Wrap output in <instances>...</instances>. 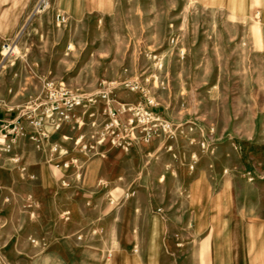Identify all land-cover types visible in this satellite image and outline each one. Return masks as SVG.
I'll use <instances>...</instances> for the list:
<instances>
[{
	"label": "rangeland",
	"instance_id": "374dc122",
	"mask_svg": "<svg viewBox=\"0 0 264 264\" xmlns=\"http://www.w3.org/2000/svg\"><path fill=\"white\" fill-rule=\"evenodd\" d=\"M261 1L49 0L33 14L36 3L44 21L0 49V114L21 125L10 152L0 144V264H115L156 213L169 235L197 236L185 169L209 170L212 193L264 142ZM49 82L96 101L58 131L35 127L22 112Z\"/></svg>",
	"mask_w": 264,
	"mask_h": 264
},
{
	"label": "crops",
	"instance_id": "0c3cea01",
	"mask_svg": "<svg viewBox=\"0 0 264 264\" xmlns=\"http://www.w3.org/2000/svg\"><path fill=\"white\" fill-rule=\"evenodd\" d=\"M37 2L0 0V49L5 44H14L26 28L44 21L31 18ZM58 2L54 0V9L59 8ZM71 16L73 21L77 20ZM18 118L13 113L0 114V128ZM250 145L248 149L261 151L249 152L246 173L236 174V178L230 174L224 188L214 189L212 193L205 189V178L211 177L209 170L199 167L197 173L192 174L185 169L183 179L191 181L196 176L198 185L196 237L191 238L187 232L186 235L182 232L181 237L169 235L171 224L156 213L148 224L155 232L124 240L125 247L134 248L127 252L126 247V251L118 253L115 264H264V142H251ZM188 162H191L190 154ZM222 170L218 171L220 175ZM169 192L165 190V196L170 195ZM207 212H213L214 218L206 227ZM180 223L182 229L188 230L194 221L182 219Z\"/></svg>",
	"mask_w": 264,
	"mask_h": 264
},
{
	"label": "built area",
	"instance_id": "2783aa9c",
	"mask_svg": "<svg viewBox=\"0 0 264 264\" xmlns=\"http://www.w3.org/2000/svg\"><path fill=\"white\" fill-rule=\"evenodd\" d=\"M49 6V0H39L34 8L33 14L43 12ZM32 14V15H33ZM64 20V17H62ZM6 49H10L11 45L5 44L3 46ZM133 89V88H132ZM103 97H107L106 94ZM96 100L93 95L83 94L65 86H56L52 82L47 83V89L45 95L33 101L22 113V116L26 117L30 124L35 127L41 128L45 125H50L52 132L60 130L64 122L70 121L75 114V110L84 106L87 103H94ZM110 115L115 114L110 110ZM147 121L152 123L155 118L152 113H146ZM119 125V120L114 116L113 122L109 126L116 127ZM154 124L151 128H145L147 136H151L154 132ZM21 128L19 119L14 122H7L0 128V144L2 150L10 152L15 142L16 132ZM130 143L125 144L128 147ZM1 184V182H0ZM134 194V193H133ZM130 192L126 193V197L129 198Z\"/></svg>",
	"mask_w": 264,
	"mask_h": 264
}]
</instances>
